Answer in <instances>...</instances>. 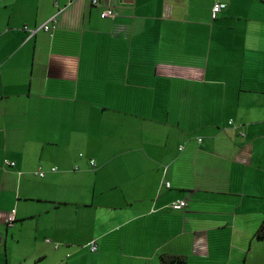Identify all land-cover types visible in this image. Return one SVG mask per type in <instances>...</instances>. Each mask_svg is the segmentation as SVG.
Returning a JSON list of instances; mask_svg holds the SVG:
<instances>
[{"label":"crops","instance_id":"0c3cea01","mask_svg":"<svg viewBox=\"0 0 264 264\" xmlns=\"http://www.w3.org/2000/svg\"><path fill=\"white\" fill-rule=\"evenodd\" d=\"M93 1L0 0V264H264V0Z\"/></svg>","mask_w":264,"mask_h":264},{"label":"built area","instance_id":"2783aa9c","mask_svg":"<svg viewBox=\"0 0 264 264\" xmlns=\"http://www.w3.org/2000/svg\"><path fill=\"white\" fill-rule=\"evenodd\" d=\"M93 5H96V1H93ZM225 9H226L225 4L215 2L211 8V19L212 20L216 19L219 14H221L222 12L225 11ZM114 16H115V13L112 10V8H105L101 11V18H104V19L105 18H112ZM42 29L45 32L50 31V28L46 24L42 27ZM229 124H231V122H229ZM6 164L11 166V167L14 166V163H12V162H6ZM91 164L93 165V162H91ZM55 171H56L55 168H53L51 170V172H55ZM35 175L42 178V177H44L45 173L41 172V171H37L35 173ZM166 187L169 188V184H166ZM185 206H186V202L184 200H178V201H175L171 204V209L174 211H180V210L184 209ZM6 222H7V226H11L14 223V212H11L8 215ZM89 249H90L91 253H95L97 250L96 244L94 242H92L89 245Z\"/></svg>","mask_w":264,"mask_h":264},{"label":"trees","instance_id":"16d2710c","mask_svg":"<svg viewBox=\"0 0 264 264\" xmlns=\"http://www.w3.org/2000/svg\"><path fill=\"white\" fill-rule=\"evenodd\" d=\"M94 1H96V5H94V6H98L97 0H94ZM99 15L101 18V12ZM101 19L106 20L109 18H105V19L101 18ZM256 236H257V238H264V225L259 226V228L256 231ZM182 263H184V258L183 257H176V256H161L160 262H159V264H182Z\"/></svg>","mask_w":264,"mask_h":264}]
</instances>
